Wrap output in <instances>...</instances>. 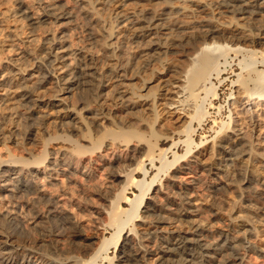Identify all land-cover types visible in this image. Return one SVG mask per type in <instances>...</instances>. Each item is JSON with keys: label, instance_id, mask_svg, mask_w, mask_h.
I'll list each match as a JSON object with an SVG mask.
<instances>
[{"label": "bare ground", "instance_id": "6f19581e", "mask_svg": "<svg viewBox=\"0 0 264 264\" xmlns=\"http://www.w3.org/2000/svg\"><path fill=\"white\" fill-rule=\"evenodd\" d=\"M215 7L226 9L232 13L234 5L231 0H220ZM244 13L254 14L256 12L243 10ZM91 16L90 11H85L83 14L84 21L90 19ZM155 22L154 18L142 15V21L133 19V17L126 19L124 17L120 24L125 23L136 30L144 28L149 30ZM84 26L78 20L73 9L61 0H0V108L5 106L6 102L14 100L11 110L23 111V131H21L25 134L24 137L30 136V129L32 128L37 131V136L43 141V147L38 152L26 150L23 147L25 155L17 156L10 150L11 146L8 148L5 145L7 141L11 140V137L4 132V128H2L4 116L0 115V145H3L6 150L5 156L0 153V172H3L0 176V200L5 199L10 203L22 204L25 209H29L32 215L31 219L29 217L31 220L29 221L13 210H6L1 213L0 264H94L104 246L98 245L96 242L100 240L101 236L95 235L96 237L93 238H85L82 235L83 231H75L83 229V227L78 219L63 207L61 197L71 200L72 185L75 183L76 174H82L87 179L92 177V172L96 170L94 167L96 166L95 156L103 162V167L106 163L113 164L106 159L108 151L106 152L105 149L110 148L118 152L133 149L134 152L140 154L144 147L146 150L152 151L155 146L156 142L154 145L151 143L145 145L144 136L135 130L108 129L112 126L106 127L101 123V120L106 117H102L99 121L100 118L97 117L99 115L93 112V105L91 106L88 98L91 97L95 106L102 107L109 81H115V88L124 85L127 81L124 70L126 63L123 56L118 54L119 57L113 59L115 64L106 69L103 68L101 63L103 55L110 52L115 56L116 43L112 42L115 39L112 31L114 29L109 28L105 32L109 43L106 49H102L100 53L96 51V48L101 46V43L92 33H86L82 44L73 41L70 31L81 29ZM205 29H199L198 34L196 32L197 36L192 37L193 34L191 35L192 38L182 37L180 46L183 50L189 51L186 58L192 62L194 69L205 68L207 72L191 77L190 70L186 77V80L188 79L186 82L189 84H183L186 87H174L178 90L172 93L175 94L176 98L169 108L182 112L185 118L191 122L195 120L199 109L194 106L193 100L200 93H208L211 90L213 73H216L218 78L222 76L221 71L215 69L221 55H216L215 52L225 50L228 54L234 53L236 56L244 52L241 45L237 43L240 42V37L234 34L226 36L221 33L223 43L227 41L230 43L229 46L226 43L217 42V37H213L216 30ZM192 44L193 46H200V48H192ZM153 46L149 50H152L155 55H159L157 52L159 46L157 48ZM155 55L150 57L152 61L158 59ZM253 66L255 67V64ZM252 67L251 69L242 67L243 72L246 70V77L240 75L236 90L238 95L231 105L232 112L234 111L231 113L235 115V119L231 117V125L226 126L227 129H224L223 123L224 126L217 133L222 135L218 137L217 143L211 147V149L221 152L227 162L245 148H249L253 152V144L257 146L254 153L264 162V129L261 128L263 122L261 117L264 115V77L256 67ZM50 82L56 86L53 96H51L52 99L47 104L50 114H44L42 119L38 118L39 121H36L33 116L36 108L42 104V100L35 98L33 93L43 89ZM74 92L77 103L71 105L68 98ZM121 95L122 92L116 93L118 98H121ZM107 114L109 115V113ZM46 117L55 119L56 135L47 136L44 128L42 129L43 118ZM217 123V119H214V125ZM76 124L79 127H76ZM221 131H225V133H220ZM14 143L16 145V142ZM50 145L55 147L50 150ZM194 157V160L182 165V170L179 173H193V169H195L193 165L198 164L197 156ZM130 160L136 162V167L133 169L134 173H130L131 175L143 166L140 162L143 163V160L138 159L140 161H136L134 155H131ZM129 166L131 167V165ZM209 171L212 175L218 176V169L211 168ZM127 176L125 170L124 172L122 170L115 174L114 178H123L125 181ZM249 176L246 172L239 171L236 183L248 190L253 198L264 201V186L262 188L255 187ZM189 178L190 181H180L178 173L174 174L171 182H169L171 183L170 186L177 191L172 188L166 193V187L161 185L157 188L156 195L147 204L148 207L144 211L145 215L141 216L143 218H141L142 225L148 227L142 233L143 235H140V241L143 243L150 242L154 238L161 241L156 254L158 264H193L194 262L205 264L212 261L214 255L223 253L227 248L232 249V252L237 248V245L240 247L239 245L246 242L241 234L233 237L231 239L233 242H230V234H227V237H223L219 242L210 243L204 240L202 230L195 224L190 225V229L184 231L173 229L169 217L157 216L158 218H154L155 220L150 219L148 215L150 213L155 214L158 208L156 199L159 196L157 197V195L164 194L167 205L170 204V206L175 207L172 210L177 211L178 221L191 224V217L195 216L200 208L194 197L198 178L194 176ZM135 182L133 180V183ZM227 187V184L218 182L207 184V189L210 191L225 190ZM54 190L58 192L56 195L52 193ZM121 196L122 202L130 201L128 196ZM24 197L27 198L23 201L22 198ZM144 197L142 195L140 200H144ZM42 204L45 206L43 209L45 212H40L38 209ZM152 204H154L153 207ZM76 205L79 209L82 208L80 204ZM122 205L119 203V210L123 207ZM140 206L142 205H138V209ZM258 213L264 216V204H261ZM240 227L243 231L242 234L251 237L257 238L261 232L259 228L249 224H242ZM37 230L44 232L45 239L30 245L29 239ZM69 230L75 232L72 233ZM132 235L130 233L124 239L125 244L128 245V239ZM145 246L141 244L140 253H134L127 258L121 257L119 263L145 264L144 258L149 252ZM254 248L255 251L264 255V246L257 245ZM45 253L55 257L47 259ZM81 253L87 256V259H82L83 256L77 257ZM219 264L244 263L242 255L237 254L220 261Z\"/></svg>", "mask_w": 264, "mask_h": 264}, {"label": "rangeland", "instance_id": "374dc122", "mask_svg": "<svg viewBox=\"0 0 264 264\" xmlns=\"http://www.w3.org/2000/svg\"><path fill=\"white\" fill-rule=\"evenodd\" d=\"M61 1L72 8L78 20L85 25L81 29L70 31L75 43L82 44L86 33H92L101 43V46L96 48V51L101 53L102 49H106L109 43L105 32L112 28L115 36L112 42L117 44H115V56L110 52L103 55L102 67L106 69L115 64L114 60L120 54L126 63L124 70L127 81L117 88H115V81H109L102 107L95 106L91 97L88 98L91 106L93 105V112L99 115L97 116L98 119L100 118L99 121L102 117H106L101 120V123L106 127L112 126L108 129L123 128L139 132L146 140L145 145L147 143L154 145L156 142L154 150L149 151L147 149L148 152L144 147L140 154L134 152L133 149L122 150V153L110 148L105 149L106 152L108 151L105 152L107 154L106 159L113 164L106 163L107 165L105 164L103 167V162L95 156L94 161L97 163L95 162L96 166L94 167L96 170L92 172V177L87 179L82 174H76L75 183L72 185L71 200L61 197L63 207L70 211L83 227V229L75 231H83L82 235L85 238L101 236L100 240L96 242L98 245L104 246L95 259V263L120 264L121 257L127 258L134 253H140L141 244H143L146 245L147 252L149 251L144 258L145 264H158L156 254L161 241L156 238L150 242L143 243L140 241V235H143L142 233L148 227L142 225L141 218L145 215L144 211L148 207L147 204L150 203V199L156 195L157 188L162 185V187H166V193L172 188L177 191L170 186V180L174 174L178 173L180 181H190L189 177L193 176L198 178L194 197L200 211L191 217L190 221L193 223L179 222L177 211L172 210L175 207L170 206V204L167 205L164 194L157 195V197L159 196L156 199L158 208L155 214H147L150 219L155 220L159 216L169 217L173 229L184 231L189 230L192 224H195L202 230L204 240L210 243L219 242L223 237L226 238L227 234H230V242H233V240L231 241L233 237L243 235L246 240L242 244L243 246L239 245L240 247H238L237 245V248H233L232 252V249L227 248L223 253L214 255L213 262L210 261L205 264H219L220 261L237 254L242 255L244 264H264V255L254 250V246H264V216L258 213L259 207L264 204V201L253 198L248 190L236 183L238 172L244 171L250 175L249 177L255 187L262 188L264 186V162L254 153L257 146L252 145L253 152L249 148L241 150L242 152H238L228 162L225 161V156L221 152L211 149L217 143L218 137L222 135L217 134L220 129L224 125V129H227L231 125V117L235 119V115H232L234 111L232 112L231 105L238 95L236 90L240 75L246 77V70L244 69L243 72L242 67L251 69L255 64L256 69L264 77V0H231L234 5L232 13L226 9L215 7L220 0H170L171 3L169 0ZM240 8H242L241 11ZM237 10L239 11L237 12ZM243 10H254L256 13L243 14ZM85 11H90L92 15L87 21H84L83 18ZM142 15L154 18L156 21L154 25L156 26L153 25L149 30L146 28L136 30L125 23L120 24L124 17L125 19L133 17V19L142 21ZM205 28L216 30L213 37H217V42L220 43H223V33L226 36L234 34L240 37L243 41L240 39V42L237 43L241 45L244 52L238 56L234 53L228 54L225 50L215 52L216 55H221L215 69L220 70L222 76L218 78V75L213 73L211 90L208 93H200L193 100L192 103L199 109L195 120L191 122L185 118L182 112L169 108L176 98L175 94L172 93L178 90L174 87H186L183 84H189L186 82L188 80L186 77L190 70L191 77L207 72L205 68L194 69L192 62L186 58L189 51L183 50L180 46L182 37L192 38L197 36L199 29ZM191 35L193 36L191 37ZM225 43L230 46L227 41H224L223 44ZM152 46L154 48L159 46L157 51L159 55H155L152 50H149ZM191 46L196 49L200 48V46H193V44ZM153 55L157 56L158 59L152 61L150 57ZM188 86L189 89L190 86ZM55 87L53 82H50L43 89L33 93L35 98L42 100V104L35 110L34 120L39 121L38 118L42 119L44 114H50L47 104L52 99L51 96H53ZM117 92H122L121 98L116 97ZM13 102L14 100L8 101L5 106L0 108V115L4 116L2 128L11 137V142L7 141L5 145L6 147L11 146L10 150L19 157L25 155L23 147L26 150L38 152L43 147V141L37 136V131L32 128L30 129V136L24 137L25 134L22 132L23 111H12ZM68 102L71 105H76L75 92L70 94ZM43 119L42 129L44 128L47 136L56 135L55 119L50 117ZM214 119H217L216 125H214ZM261 119L263 121L261 128L264 129V115ZM77 125L76 127H79ZM91 132L95 135L93 131ZM220 133H225V131ZM54 147V145L49 146L50 150ZM0 153L5 156L6 150L3 145H0ZM142 154L144 155L142 156ZM131 155H134L136 161L143 160V163L140 161L143 166L140 167L141 170L139 168V171L136 170L135 174L130 175V173H134L133 169L136 167V162L130 160ZM194 156H197L198 164L193 165L195 167L193 173H179L182 170V165L194 160ZM211 168L219 170L218 176L211 174L209 171ZM116 169H122L123 172L125 170V175L129 176L126 178H129V181L132 180V183H129L127 179L124 181L123 178H114L115 174L122 171ZM1 174L3 172H0V176ZM133 180L137 183H133ZM210 182L227 184L228 187L225 190L210 191L207 189V184ZM52 193L56 195L58 192L54 190ZM120 194L128 196L130 201L122 202ZM142 195L145 196L144 200H140ZM21 197H23L22 194ZM26 198L24 197L22 200L24 201ZM75 203L80 204L82 208L79 209ZM119 203L123 204L120 210L118 208ZM139 203L142 206L138 209ZM38 209L42 212L45 206L42 204ZM6 210H13L21 217L31 221V212L29 209H25L22 204L10 203V201L2 199L0 200V215ZM242 224L259 228L261 231L259 236L256 238L242 234L243 231L240 227ZM69 231L75 232L74 230ZM130 233L133 235L128 239L127 245L124 239ZM44 239V232L37 230L33 232L29 244L33 245V242ZM232 254L233 256H231ZM45 256L47 259L55 257L49 253H45ZM77 257L87 259V256L82 253L78 254ZM60 259L62 258L60 257ZM55 260L58 261V259Z\"/></svg>", "mask_w": 264, "mask_h": 264}]
</instances>
